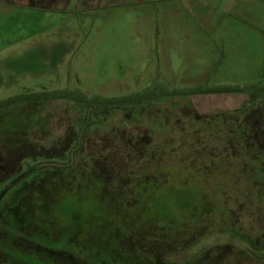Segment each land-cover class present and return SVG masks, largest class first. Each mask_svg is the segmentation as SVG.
<instances>
[{"label": "rangeland", "instance_id": "374dc122", "mask_svg": "<svg viewBox=\"0 0 264 264\" xmlns=\"http://www.w3.org/2000/svg\"><path fill=\"white\" fill-rule=\"evenodd\" d=\"M54 1L0 0V102L55 90L122 101L0 109V203L62 187L56 200L71 202L87 240H109L122 254L114 264H136L129 224L158 211L174 219L172 202L193 200L172 194L184 183L215 211L177 213V230L148 236L169 264L217 246L218 260L233 244L264 251V0ZM224 86L244 90L196 91ZM85 244L80 264L96 259Z\"/></svg>", "mask_w": 264, "mask_h": 264}, {"label": "trees", "instance_id": "16d2710c", "mask_svg": "<svg viewBox=\"0 0 264 264\" xmlns=\"http://www.w3.org/2000/svg\"><path fill=\"white\" fill-rule=\"evenodd\" d=\"M243 90L244 88L242 87L224 86L217 88L207 87L205 90L196 91L237 92ZM89 98L90 97L85 93H74L62 90L29 92L1 101L0 109L17 104H21L20 106L26 105L25 107L41 103L47 104L50 101L59 99H71L75 101L76 104H84L87 106L92 101L98 106H101V104L111 105L112 103L120 105L122 101L121 98ZM42 118L43 115L41 114L39 121H41ZM13 125L14 124L9 127L7 123V133L8 128H14ZM22 127H27V124H23ZM7 133L5 134V132H2L1 134L7 135ZM29 133L30 132H28V134ZM26 140L28 142L24 143L31 145L35 144L37 147V144H42V142H38L37 140H35V142L32 140L31 136L27 139L25 138V141ZM3 157L6 156L0 154V158ZM50 158L56 159L54 155L50 156ZM61 159L64 161L67 157H61ZM34 187L35 188L30 187L25 194L20 195L15 194L18 191H13L10 193L12 194L11 196L9 195L4 199L3 203H0V264H80V257H82L79 256L80 253L87 255L91 254L86 253L87 251L85 250H87V246L85 242L87 244L94 243V245L89 248V251L96 253L95 261L86 262V264H101L107 261L110 262V264H114L113 260L122 255L119 250L114 249L112 242L109 240H106V242L103 240H87L86 236L88 233L82 229L83 219L74 213L71 202H66L65 198L60 202L56 200L54 194L62 187L58 188L55 184H52L50 187L52 191L48 196L42 195L45 190L44 185ZM135 189L137 188H134V186L127 187L126 193L128 194V198H133L134 195H136ZM171 190L175 198L180 196L183 191L184 193H188L193 200L188 202L185 208H180L178 207V203L172 202L171 205L175 206L176 212L171 213L168 211L169 216L171 214V216L174 217V219L170 221L161 218L162 214L165 216L168 214L158 211V213L153 214L155 217L152 216L149 220H144V222L140 224L132 221L129 224L127 228L128 233L125 238L127 242L129 240L130 244L127 243L126 247L132 249L130 254H137L138 261L136 264H153L152 256L157 258L155 261L157 264H169L168 260L165 259V251L154 242H149L148 236L151 235L159 239V236L161 237L166 232L171 233L177 230L179 223L176 219L177 213H183L186 217L192 219H194V217L200 219L210 211L206 207V204H204L203 198H199V194H202L201 191H197L196 188L191 187L189 184H177V186L172 187ZM1 199L2 198H0V200ZM214 211L213 207L210 212L213 213ZM113 214L118 213L114 210ZM110 223L112 222L110 221ZM189 223L192 224L191 226L194 225L193 221ZM110 233L112 236L113 233ZM115 235L118 237L117 232ZM233 245L232 247H236L237 251L229 253L230 255L226 256L224 259L218 260L217 256L214 258L217 251H219V247L217 246L209 250L204 249L193 258L183 263L170 262L173 264H242L243 259L246 258L244 257L245 255L256 261L264 262V251L256 245L252 248H242L235 244ZM139 250L141 251L139 252Z\"/></svg>", "mask_w": 264, "mask_h": 264}, {"label": "crops", "instance_id": "0c3cea01", "mask_svg": "<svg viewBox=\"0 0 264 264\" xmlns=\"http://www.w3.org/2000/svg\"><path fill=\"white\" fill-rule=\"evenodd\" d=\"M44 2H45V1H43V3H44ZM62 2H63V0H58V2H57V1H54V2H48V4H49V5H53V6H57V7H64V6H61ZM65 3H68V2H65Z\"/></svg>", "mask_w": 264, "mask_h": 264}]
</instances>
